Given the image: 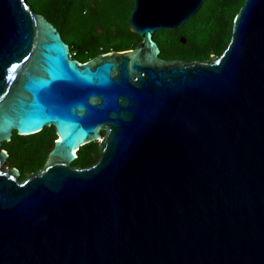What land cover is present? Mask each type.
<instances>
[{
  "label": "water",
  "instance_id": "water-1",
  "mask_svg": "<svg viewBox=\"0 0 264 264\" xmlns=\"http://www.w3.org/2000/svg\"><path fill=\"white\" fill-rule=\"evenodd\" d=\"M204 1L135 0L139 45L80 62L27 0H0V148L57 134L24 181L0 151V264H264V0L221 56L160 57L154 33ZM93 142L99 161L73 167Z\"/></svg>",
  "mask_w": 264,
  "mask_h": 264
},
{
  "label": "trees",
  "instance_id": "trees-1",
  "mask_svg": "<svg viewBox=\"0 0 264 264\" xmlns=\"http://www.w3.org/2000/svg\"><path fill=\"white\" fill-rule=\"evenodd\" d=\"M246 0H205L199 11L182 27L154 33L160 57L167 60L207 61L212 55L221 56L227 49L235 18ZM31 2V3H30ZM124 0H27L30 9L52 23L68 44L73 59L89 61L111 51L134 49L141 37L133 33L126 16L122 29L114 30L109 15L116 13ZM118 31V42L114 36ZM184 39L183 43L181 39ZM57 134L47 127L38 134L20 136L0 148L8 153V162L20 171V181L41 170L54 147ZM22 160L14 164L13 160ZM100 159L99 143L93 142L77 151L75 168H87ZM30 167V168H28ZM28 168V170H27Z\"/></svg>",
  "mask_w": 264,
  "mask_h": 264
},
{
  "label": "rangeland",
  "instance_id": "rangeland-1",
  "mask_svg": "<svg viewBox=\"0 0 264 264\" xmlns=\"http://www.w3.org/2000/svg\"><path fill=\"white\" fill-rule=\"evenodd\" d=\"M124 1L125 2H121L116 13H111L109 15L110 21L113 23L112 28L114 30H117V29L119 30V29H122L124 27L123 24H125L126 16L128 15L130 8L133 6V0H124ZM134 2H135V0H134ZM129 18H130V16H129ZM129 18H128V21H129ZM114 39L116 42H118V31L115 34ZM13 163L14 164H22V160L14 159ZM7 167H8V169L14 168V166L11 165L8 161L3 165V170H6ZM28 168H30V167H28ZM28 168H27V170H28Z\"/></svg>",
  "mask_w": 264,
  "mask_h": 264
},
{
  "label": "built area",
  "instance_id": "built-area-1",
  "mask_svg": "<svg viewBox=\"0 0 264 264\" xmlns=\"http://www.w3.org/2000/svg\"><path fill=\"white\" fill-rule=\"evenodd\" d=\"M73 55H75V53H74V54H71V57H72Z\"/></svg>",
  "mask_w": 264,
  "mask_h": 264
},
{
  "label": "clouds",
  "instance_id": "clouds-1",
  "mask_svg": "<svg viewBox=\"0 0 264 264\" xmlns=\"http://www.w3.org/2000/svg\"><path fill=\"white\" fill-rule=\"evenodd\" d=\"M76 153H77V151H76Z\"/></svg>",
  "mask_w": 264,
  "mask_h": 264
}]
</instances>
